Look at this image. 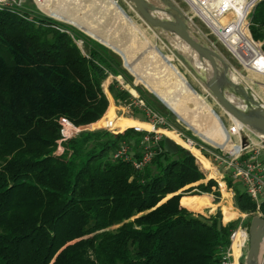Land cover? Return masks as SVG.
Instances as JSON below:
<instances>
[{"label": "trees", "instance_id": "1", "mask_svg": "<svg viewBox=\"0 0 264 264\" xmlns=\"http://www.w3.org/2000/svg\"><path fill=\"white\" fill-rule=\"evenodd\" d=\"M21 13L0 10V264H222L237 222L224 223L219 210L199 213L214 210L206 194L218 201L217 180L203 181L196 158L166 136L142 170L112 159L122 141L138 157L142 132L131 122L115 125L120 118L108 97L127 104L134 98L128 89L113 78L107 97L102 84L120 76L146 107L177 126L171 112L133 83L108 47L34 4L26 2ZM249 31L264 51V0L251 14ZM132 111L146 120L142 108ZM59 116L88 129L59 144ZM108 122L117 133L93 129ZM192 151L210 176L218 173ZM223 178L234 206L249 214V226L255 203L229 170ZM225 183L220 186L229 198ZM260 209L264 217V203ZM228 210L232 217L223 204L224 221L235 217ZM263 254L264 238L259 259Z\"/></svg>", "mask_w": 264, "mask_h": 264}, {"label": "rangeland", "instance_id": "2", "mask_svg": "<svg viewBox=\"0 0 264 264\" xmlns=\"http://www.w3.org/2000/svg\"><path fill=\"white\" fill-rule=\"evenodd\" d=\"M76 0V4H74L75 9H71V5L69 3H63L60 0H50V5L52 7L59 6L60 8H64L66 11L75 12V14L82 15L85 21L93 27V29L99 33V36L93 35L99 38L102 42L107 44L108 46L114 48L118 52H120L124 58L125 63L128 66V73L133 77V82L137 85L148 87L153 90L157 95L160 96V92L166 94L171 101H174L180 112H175L176 115H173V120L176 123V127L187 134L186 131H190L193 136L205 147H209L208 149H214V151H227L228 148L220 147L217 144H214L207 139L203 138L193 127V123L196 124V127L199 130L208 129L212 121L208 118L207 115L202 113V109L200 108V99L190 92L185 91L177 81V78L173 74L174 69H176L194 88V90L198 93L200 98H202L206 103H208L214 112L218 115L222 124L227 128L231 124V118L227 115L226 112L219 106L217 101L213 98L209 90L205 87V85L201 82V80L189 69L186 63L182 62L173 52L174 47H178L181 51L186 54V56L195 57L191 50L188 48L186 44L180 41L175 36L169 37L164 36L163 34L154 32L151 28H149L146 23L142 20L139 14L136 13L131 3L128 0ZM151 2H156L155 0H150ZM177 5H179L180 9L187 13V7L182 0H173ZM34 4L32 0H26L25 3ZM35 5V4H34ZM38 10L42 11L43 14L57 20L63 22L65 24H69L72 26L71 20L64 18V20L58 19V16H55L51 13V11L42 10L37 5H35ZM73 10V11H72ZM48 13V14H47ZM69 21V22H66ZM196 25L200 28L204 35H206L210 40H212L218 49V51L222 54V56L230 63L233 68H235L233 79L244 80L250 87L252 88L255 96L259 98L262 103L261 105L264 107V76L254 73L248 69H244L238 62L233 58V56L223 47V45L218 42L213 36L208 34V30L205 25L197 18H195ZM77 26L81 27L79 23H75ZM74 27V26H73ZM76 28V27H74ZM83 28V26L81 27ZM78 29V28H76ZM86 32L90 33L87 29L83 28ZM79 30V29H78ZM81 31V30H80ZM83 32V31H82ZM166 37V38H165ZM166 39V40H165ZM167 41V42H166ZM154 45L160 53L166 58L169 62L170 67H167L164 64V61L161 57H157L154 55L149 49L151 45ZM80 45V43H79ZM116 53V52H115ZM121 58V57H120ZM122 60V59H121ZM123 65V62H122ZM203 65V69L207 72L206 66ZM204 74V73H203ZM208 74V73H207ZM205 75V74H204ZM111 80V76H109L104 82H108ZM128 89L129 86L125 85ZM147 89V88H145ZM147 97L152 100L157 106H161V101L156 97L154 93L147 89ZM234 102L241 104L243 106L245 103L242 99H238L231 95ZM161 97V96H160ZM114 113L115 117H119V121L116 126L120 125L123 122H127L132 119L126 117L128 115H132L133 111L131 108H125L124 106L119 107L117 104H114ZM164 107L165 105L162 104ZM109 106V105H108ZM142 121V120H140ZM114 127V126H113ZM132 127V126H129ZM102 127H97L94 129H99ZM92 130V129H91ZM172 133V132H171ZM188 135V134H187ZM190 136V135H189ZM234 142H237V139L232 138ZM242 140L246 141L244 135H242ZM173 141V140H172ZM175 142V141H174ZM179 144V143H178ZM181 145V144H180ZM264 160V152L261 154ZM210 166H213L210 164ZM201 168L206 174V178L218 179L219 182L223 181L220 178V175L223 176L224 170L223 166L220 165L217 167V174L212 173L210 176L209 169H206L201 165ZM194 185V184H192ZM219 187V184H218ZM225 188L228 192H233L228 188L225 183ZM195 190V189H193ZM193 192V191H190ZM223 192V191H222ZM202 195V194H200ZM209 196L210 201L213 205H215L214 210L211 214L207 215L205 213H201L207 217L214 215L218 210L221 212L222 221L223 219V211L222 205L226 204V211L229 216L232 217L231 209L236 211L235 217L238 214H241L235 206H234V193H229V198L221 194L219 191L218 201L216 203L213 202L212 198H214L213 193L206 194ZM223 200H227V202H223ZM197 212V211H196ZM233 217L228 221H236L240 222V216L237 218ZM247 225V222H246ZM248 249L247 245L242 249V255L238 257V264H245L246 252ZM262 264H264V257L262 260Z\"/></svg>", "mask_w": 264, "mask_h": 264}, {"label": "built area", "instance_id": "3", "mask_svg": "<svg viewBox=\"0 0 264 264\" xmlns=\"http://www.w3.org/2000/svg\"><path fill=\"white\" fill-rule=\"evenodd\" d=\"M25 1L26 0H0V10H6L22 15L21 8L25 4ZM34 1L39 8H41L39 3L44 2V0ZM182 1L187 7V13H185L183 10L182 11L191 26L200 32L215 49L217 48L214 42L203 34L200 28L196 25L194 21L195 18L199 19L205 25L208 30V34L220 42L244 69H248L254 73L264 76V51L262 49L263 42L261 40H255L249 31L251 14L257 3L261 0ZM50 26L55 27L60 31H65L71 37H73V34L68 29L55 24H50ZM77 43L79 44L80 42L77 41ZM110 76L112 77L113 75ZM113 78H115L124 87L123 81L120 80L118 76H113L111 79ZM102 86L106 93V90H108V82H103ZM134 97L136 101H130L127 104H123V106H125L126 109H132L134 105L142 108L146 118L144 122H147L150 127L149 129H144L139 125L132 126L135 131L142 132L140 155L138 157L134 156V152L130 144L126 141H122L112 151V159L128 161L132 164L134 169L142 170L156 154L155 145L160 138L166 136L167 138L175 141L166 133V131L172 132L183 142L179 143L175 141V143H179V145L181 144V146L186 148L196 158L200 165H202V163L199 157L193 153L192 148L197 149L198 152L204 158H206L216 170L217 167L222 165L223 169L230 171L232 177L239 179L245 186L246 193L255 203V210L250 212V214L263 217L262 211L260 209L261 205L264 203V160L261 156L262 152H264V139L262 137L240 126L239 123L231 119V124L227 126L226 131L231 134V140L232 138L237 139V142L232 140L237 148H228L227 151H214V149H208L183 131L179 130L166 116L160 112L146 107L143 100L138 99L137 95H134ZM58 125L59 144L74 137L80 131L88 129L82 128L83 125H75L66 116H59ZM102 128L107 129L111 133L118 132L115 131L110 122L106 123L104 126H102ZM242 135H244L246 141L242 140ZM204 151H206L208 155L204 154ZM220 178H222L223 182L225 183L223 176L220 175ZM216 180L220 186L219 180ZM248 215V213H241L240 222H238L237 225L231 230L229 235L230 244L223 256L222 264H234L235 255L233 243L237 234H239L237 244L239 249L238 257L242 255V249L248 243V224L246 225V219Z\"/></svg>", "mask_w": 264, "mask_h": 264}, {"label": "water", "instance_id": "4", "mask_svg": "<svg viewBox=\"0 0 264 264\" xmlns=\"http://www.w3.org/2000/svg\"><path fill=\"white\" fill-rule=\"evenodd\" d=\"M128 1L154 32L169 37L175 36L188 46L195 57L186 56L178 47H174L173 52L201 80L219 106L232 120L264 139V107L261 105L262 101L255 96L252 88L244 80L233 79L234 68L200 32L191 26L178 5L173 0H155V3L150 0ZM98 41L105 44L99 39ZM108 47L121 57L123 66L129 70L122 54L114 48ZM194 60L204 64L208 69V74L204 79L194 71L192 67ZM192 89L194 90V88ZM151 92L173 111L161 97L154 91L151 90ZM231 95L243 101H249L252 105L248 109H242L230 100ZM263 238L264 218L253 215L248 226V249L245 264H259L258 257Z\"/></svg>", "mask_w": 264, "mask_h": 264}, {"label": "crops", "instance_id": "5", "mask_svg": "<svg viewBox=\"0 0 264 264\" xmlns=\"http://www.w3.org/2000/svg\"><path fill=\"white\" fill-rule=\"evenodd\" d=\"M50 0H47L45 5H46V8L48 11H51V13L55 16H58V17H63V18H67L69 20H71V22L69 21H66V22H69L72 24V26L78 28L79 30L83 31V33H85L88 37H90L91 39L98 41L99 38L93 36L94 34L99 36V33L96 32L93 27L91 25H89L85 19L83 18L82 15H79V14H75V12H69V11H66L64 8H60L59 6H55V7H52L50 5ZM62 1L64 4L65 3H69L71 5V9H75V5L76 4V0H60ZM106 2H108L110 4V2L108 0H105ZM32 2L36 5L35 1L32 0ZM42 9V7H41ZM43 10V9H42ZM73 11V10H72ZM42 12V11H41ZM48 14V13H47ZM65 21V20H64ZM72 22H75V23H79V25L85 29H87L90 33H93L92 35L89 34L88 32H86L83 28L77 26L76 24L72 23ZM100 40V39H99ZM101 43V42H99ZM103 44V43H101ZM104 46H106L105 44H103ZM108 47V46H106ZM109 48V47H108ZM110 49V48H109ZM151 50V52L156 55L157 57H161V59L164 61V64L167 66V67H170V64L169 62L166 60V58H164V56L160 53V51L152 44L149 48ZM112 50V49H111ZM113 51V50H112ZM173 74L175 75V77L177 78V81L178 83L180 84V86L187 92H190L191 94L195 95L196 97H198L200 99V108L202 109V113H204L205 115L208 116V118L211 119L212 121V124L211 126L206 129V130H199L197 127H196V124L193 123V127L195 128V130L198 132V134H200L203 138L207 139L208 141L214 143V144H217L219 145L220 147H223V148H229V149H236L237 147L235 146L234 142L230 139L231 137V134L228 133L226 131V127L222 124L221 120L219 119L218 115L214 112V110L211 108V106L206 103L202 98H200V96L198 95V93L192 89V87L189 85L188 81L176 70L174 69V72ZM118 78L120 80H122L121 77L118 76ZM112 81V79L110 80ZM108 81V83L110 82ZM134 83V82H133ZM135 84V83H134ZM126 89H128L126 86H124ZM143 89L147 88L149 91H151V89H149L148 87H143ZM147 89H145L147 91ZM128 91L132 94V96L134 97V95H137L138 96V93L136 92L135 94L132 93L130 91V88L128 89ZM153 91V90H152ZM106 93H109L108 90H106ZM110 94V93H109ZM161 98L164 100V102L173 110H175L176 112H180V110L178 109V107L176 106V104L174 103V101H171V99L166 95L164 94L163 92H160L159 93ZM111 96V95H110ZM159 96V95H158ZM159 96V97H160ZM107 97H108V94H107ZM108 100L109 101H113L114 104L115 101L114 99L112 98L111 96V99L108 97ZM130 101H136L135 97L130 99ZM162 103V102H161ZM163 104V103H162ZM119 107H122L123 104H117ZM125 107V106H124ZM165 108L167 110H169L171 112L172 115H176L174 111H171L169 108H167L165 106ZM132 118L130 120H128L127 122H131V123H134L135 125H139L140 127L144 128V129H149L150 125L147 123V122H144V121H140L139 119H135L132 117V115H128L126 117H129ZM167 135H169L170 137H172L175 141L176 140V136L174 133H171L169 131H166ZM217 174V173H215ZM212 175V174H211ZM208 179V178H206ZM206 179H204L203 181H205ZM219 191L221 192L222 196H223V192H222V188L221 186H219ZM231 193V192H229ZM212 195V193H211ZM214 196V195H213ZM224 198V196H223ZM213 212V211H212ZM238 216H240V214H238L235 218H237ZM224 223H226L225 221H223Z\"/></svg>", "mask_w": 264, "mask_h": 264}, {"label": "bare ground", "instance_id": "6", "mask_svg": "<svg viewBox=\"0 0 264 264\" xmlns=\"http://www.w3.org/2000/svg\"><path fill=\"white\" fill-rule=\"evenodd\" d=\"M47 0H44V2H40L39 3V6L42 7V9L45 11L46 10V3ZM61 19V20H64L63 17H58V19ZM203 65L202 63H200L199 61H196L194 60L192 62V67L194 69V71L202 78L204 79L205 78V75L203 74L202 70L205 71V69H203ZM205 67V66H204ZM207 69V68H206ZM247 83V82H246ZM248 84V83H247ZM250 86V84H248ZM134 94L136 92H133ZM230 100L235 103L238 107L242 108V109H248L252 104L249 102V101H243L245 104L243 106H241V104H238L236 102H234L231 98ZM222 202H227V200H223ZM229 215V214H228ZM238 239H239V234L236 235L235 239H234V243H233V248H234V255H235V260H234V264H238L237 262V257L239 255V249H238ZM263 257H264V254L262 255L261 259H259L258 257V260H259V264L262 263V260H263Z\"/></svg>", "mask_w": 264, "mask_h": 264}, {"label": "flooded vegetation", "instance_id": "7", "mask_svg": "<svg viewBox=\"0 0 264 264\" xmlns=\"http://www.w3.org/2000/svg\"><path fill=\"white\" fill-rule=\"evenodd\" d=\"M202 72L205 74V77L207 76V72L206 71H204V70H202ZM232 96H230V98H231ZM232 99V98H231ZM233 100V99H232Z\"/></svg>", "mask_w": 264, "mask_h": 264}]
</instances>
